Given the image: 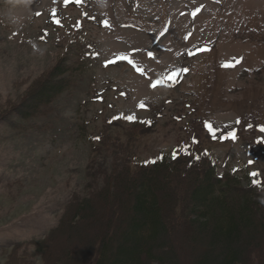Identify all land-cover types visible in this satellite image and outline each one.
Here are the masks:
<instances>
[{"label": "rangeland", "instance_id": "obj_1", "mask_svg": "<svg viewBox=\"0 0 264 264\" xmlns=\"http://www.w3.org/2000/svg\"><path fill=\"white\" fill-rule=\"evenodd\" d=\"M65 54L82 71L49 113L0 123V264L87 193L92 159L111 164L104 136L137 162L191 143L219 175H264V0H0V100ZM137 124L149 131L116 146Z\"/></svg>", "mask_w": 264, "mask_h": 264}, {"label": "trees", "instance_id": "obj_2", "mask_svg": "<svg viewBox=\"0 0 264 264\" xmlns=\"http://www.w3.org/2000/svg\"><path fill=\"white\" fill-rule=\"evenodd\" d=\"M76 71L82 66L60 56L26 91L0 100V123L22 130L28 119L46 116L74 86ZM148 131L137 124L128 144L118 136L116 146ZM106 137L111 164L91 160L87 193L69 201L45 235L12 244L13 264L38 257L74 264L79 255L78 264H264V175H219L206 150L191 143L172 158L137 162L135 154L110 150ZM73 234L80 243L66 251L56 238Z\"/></svg>", "mask_w": 264, "mask_h": 264}, {"label": "snow or ice", "instance_id": "obj_3", "mask_svg": "<svg viewBox=\"0 0 264 264\" xmlns=\"http://www.w3.org/2000/svg\"><path fill=\"white\" fill-rule=\"evenodd\" d=\"M52 14H53V16H55V14H56V9L55 8L52 9ZM37 15H40V13H37ZM56 22L59 23V20H57ZM104 23H105V25L108 24L107 21H105ZM108 63H109L108 61L105 62V67L108 66ZM183 71H187V69H183ZM157 83H159V81H157ZM151 86L152 87H155L156 85L153 84ZM127 119H129V120H135L136 117L135 116H128ZM237 123H239V121H237ZM261 131H264V125L261 126ZM230 135L232 136L233 139H236L237 138L235 133H230ZM250 163H251V161H250ZM251 175L256 176V175H259V173L253 172V173H251ZM253 182L254 183H260L259 181H253Z\"/></svg>", "mask_w": 264, "mask_h": 264}]
</instances>
